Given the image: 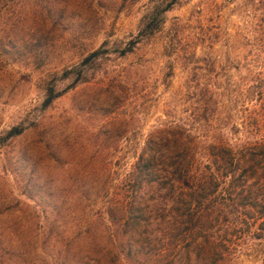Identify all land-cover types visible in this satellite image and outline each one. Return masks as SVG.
Masks as SVG:
<instances>
[{
	"label": "rangeland",
	"instance_id": "374dc122",
	"mask_svg": "<svg viewBox=\"0 0 264 264\" xmlns=\"http://www.w3.org/2000/svg\"><path fill=\"white\" fill-rule=\"evenodd\" d=\"M170 1L0 3V138L24 129L0 144V264H63L74 218L123 191L161 128L234 144L264 135V0H172L161 29L139 34ZM256 241L236 264L259 263Z\"/></svg>",
	"mask_w": 264,
	"mask_h": 264
},
{
	"label": "trees",
	"instance_id": "16d2710c",
	"mask_svg": "<svg viewBox=\"0 0 264 264\" xmlns=\"http://www.w3.org/2000/svg\"><path fill=\"white\" fill-rule=\"evenodd\" d=\"M172 4L152 6L139 34L160 30ZM35 18L54 24L60 16L37 13ZM99 55L96 50L87 60ZM56 97L50 89L46 104ZM209 108L208 101L199 105L197 120L206 121ZM23 131L14 127L0 144ZM122 190L102 201L99 215L74 218L58 260L236 264V252L251 239L258 240L254 259L264 264V135H246L234 144L200 137L184 126L161 128L147 138Z\"/></svg>",
	"mask_w": 264,
	"mask_h": 264
}]
</instances>
